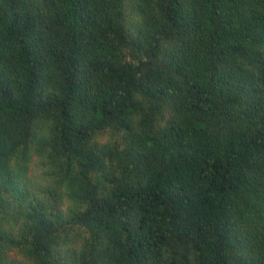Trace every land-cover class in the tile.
Returning a JSON list of instances; mask_svg holds the SVG:
<instances>
[{
	"label": "trees",
	"instance_id": "16d2710c",
	"mask_svg": "<svg viewBox=\"0 0 264 264\" xmlns=\"http://www.w3.org/2000/svg\"><path fill=\"white\" fill-rule=\"evenodd\" d=\"M0 264H264V0H0Z\"/></svg>",
	"mask_w": 264,
	"mask_h": 264
},
{
	"label": "rangeland",
	"instance_id": "374dc122",
	"mask_svg": "<svg viewBox=\"0 0 264 264\" xmlns=\"http://www.w3.org/2000/svg\"><path fill=\"white\" fill-rule=\"evenodd\" d=\"M37 159H38L37 156H35L34 161H33L34 171L30 173L34 180H38V177H37L38 172H37V170L35 168V162H36ZM41 173H43V172L41 171ZM39 182H41L42 185H46L47 184L45 181L40 180V179H39ZM11 256L15 257V258H18V259H22V255H20L18 252H14V251L11 252Z\"/></svg>",
	"mask_w": 264,
	"mask_h": 264
}]
</instances>
